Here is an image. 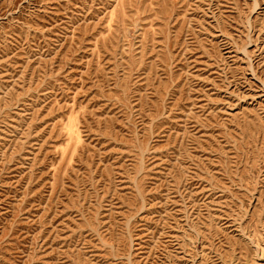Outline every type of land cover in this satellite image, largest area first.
<instances>
[{"label": "rangeland", "instance_id": "374dc122", "mask_svg": "<svg viewBox=\"0 0 264 264\" xmlns=\"http://www.w3.org/2000/svg\"><path fill=\"white\" fill-rule=\"evenodd\" d=\"M263 253L264 0H0V264Z\"/></svg>", "mask_w": 264, "mask_h": 264}, {"label": "bare ground", "instance_id": "6f19581e", "mask_svg": "<svg viewBox=\"0 0 264 264\" xmlns=\"http://www.w3.org/2000/svg\"><path fill=\"white\" fill-rule=\"evenodd\" d=\"M259 247V246H258ZM260 249V248H259ZM263 256H264V253H263ZM261 260H259L260 262L258 261H254L253 264H264V257H262L261 255L259 256Z\"/></svg>", "mask_w": 264, "mask_h": 264}, {"label": "water", "instance_id": "95a60500", "mask_svg": "<svg viewBox=\"0 0 264 264\" xmlns=\"http://www.w3.org/2000/svg\"><path fill=\"white\" fill-rule=\"evenodd\" d=\"M259 259H260V257H259ZM261 260V259H260Z\"/></svg>", "mask_w": 264, "mask_h": 264}]
</instances>
